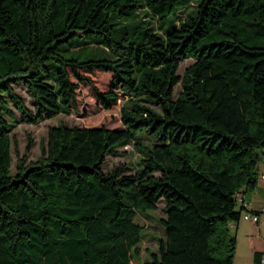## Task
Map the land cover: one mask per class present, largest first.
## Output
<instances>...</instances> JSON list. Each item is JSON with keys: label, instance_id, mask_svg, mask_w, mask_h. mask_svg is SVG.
Segmentation results:
<instances>
[{"label": "trees", "instance_id": "1", "mask_svg": "<svg viewBox=\"0 0 264 264\" xmlns=\"http://www.w3.org/2000/svg\"><path fill=\"white\" fill-rule=\"evenodd\" d=\"M91 33L107 56L61 51ZM81 82L105 109L124 96L122 126H54L42 157L13 172L15 110L29 122L72 112ZM129 143L136 171H105ZM262 159L264 0H0V264H234L232 225ZM161 199L165 237L139 261L137 213Z\"/></svg>", "mask_w": 264, "mask_h": 264}, {"label": "rangeland", "instance_id": "2", "mask_svg": "<svg viewBox=\"0 0 264 264\" xmlns=\"http://www.w3.org/2000/svg\"><path fill=\"white\" fill-rule=\"evenodd\" d=\"M193 7V6H191ZM145 10L139 9L135 15L127 16L131 24L134 25L146 17ZM132 17V18H131ZM134 17V18H133ZM120 23L117 27H120ZM100 35L94 33L85 35H75L69 41L63 42L61 51L67 56H75L82 60L89 58H101L109 54L108 48L100 41ZM195 59L186 58L180 60L179 73L184 70ZM96 84L106 89L110 85L111 74L104 71H96L94 74ZM16 91L26 100L30 108H34V99L30 95L28 88L24 84H14ZM182 89L179 82L174 89L175 97ZM120 102L111 109H105L95 97L92 87L86 82H81L77 91V106L72 112H61L54 117L40 120L38 122H29L21 119L20 112L15 110L18 122L14 126L12 136V171L18 169L19 163L25 159L26 162L38 161L44 148L49 143V134L52 127L66 124L69 126H100L109 127L122 126L121 106L124 96L121 95ZM141 156L133 144L121 146L117 153L109 154L103 164V169L109 171L115 167L125 165L126 172L132 173L138 167V160ZM264 160H260L259 167ZM165 201L161 199L156 209H149L144 212H138L136 220L144 227L145 236L140 244V260H147L151 257V252L158 250L159 239L165 237L166 228L161 222V217L165 215ZM246 211V210H245ZM243 210L238 224L232 225L233 233L237 237V247L235 251L234 264H250L253 257V244L255 237H264V211L261 212L260 219L253 222L244 216ZM253 213L252 211H249ZM259 233L261 236H259ZM137 264V263H135Z\"/></svg>", "mask_w": 264, "mask_h": 264}, {"label": "crops", "instance_id": "3", "mask_svg": "<svg viewBox=\"0 0 264 264\" xmlns=\"http://www.w3.org/2000/svg\"><path fill=\"white\" fill-rule=\"evenodd\" d=\"M260 170L261 172H264V161L261 164ZM244 202L248 211H252L260 217L261 212L264 211V183L259 181L254 189L245 191ZM259 236H261L260 233ZM252 249L253 257L250 264H264V261L262 260V255L264 254V237H255ZM255 253H258V255H255Z\"/></svg>", "mask_w": 264, "mask_h": 264}, {"label": "built area", "instance_id": "4", "mask_svg": "<svg viewBox=\"0 0 264 264\" xmlns=\"http://www.w3.org/2000/svg\"><path fill=\"white\" fill-rule=\"evenodd\" d=\"M259 179H260V181H261L262 183H264V172H262V173L260 174V178H259ZM239 200L242 201L243 198L240 197ZM244 216H245L246 218L251 219L253 222H257V221L260 219V217H259L258 214H256V213H251V212H249V211H247V210L245 211ZM262 260L264 261V254L262 255Z\"/></svg>", "mask_w": 264, "mask_h": 264}]
</instances>
